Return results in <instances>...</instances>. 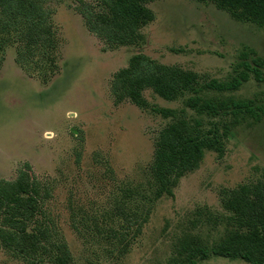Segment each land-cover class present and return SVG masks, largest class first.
<instances>
[{
	"label": "rangeland",
	"instance_id": "374dc122",
	"mask_svg": "<svg viewBox=\"0 0 264 264\" xmlns=\"http://www.w3.org/2000/svg\"><path fill=\"white\" fill-rule=\"evenodd\" d=\"M83 1L96 12L107 11L100 0ZM47 5L55 10L60 70L44 83L16 63L15 48L7 49L0 68V180H14L22 164L31 165L49 189L46 212L68 245L70 264H186L182 240L194 238L207 247L219 242L232 216L224 206L226 192L262 179L264 117L253 127L234 128L223 156L206 152L200 168L179 180L173 197L152 203L137 194L152 197L156 140L172 122L155 109L194 113L184 99L166 101L150 88L142 93L145 108L128 98L118 102L111 83L137 54L194 72L203 83L226 81L246 48L264 60V29L234 20L210 1L156 0L147 5L155 18L140 29L143 41L114 47L88 31L79 0ZM229 95L264 106V83L252 78L239 91L224 94ZM212 123L205 119L207 128ZM119 206L135 216L151 207L141 233L129 231L126 247L96 230L122 231ZM0 264L34 263L0 249ZM43 264L52 263L45 258ZM196 264L249 263L210 256Z\"/></svg>",
	"mask_w": 264,
	"mask_h": 264
},
{
	"label": "trees",
	"instance_id": "16d2710c",
	"mask_svg": "<svg viewBox=\"0 0 264 264\" xmlns=\"http://www.w3.org/2000/svg\"><path fill=\"white\" fill-rule=\"evenodd\" d=\"M156 0H100L107 10L96 12L93 5L79 0V14L90 33L114 47L133 46L143 41L140 29L152 22L155 15L148 4ZM213 2L239 22H251L264 29V0H196ZM49 0H0V68L8 48H15L16 63L26 72L36 73L47 83L60 70L58 65L60 37L53 22L55 10ZM226 81H199L191 71L169 67L145 54L134 55L129 65L114 75L111 92L118 102L128 98L140 108L148 104L143 97L147 88L166 101L184 99L186 110L161 108L155 111L172 122L163 128L155 144L150 168L152 197L143 191V199L156 202L163 196H174L179 180L200 168L206 152L224 155L225 141L234 128L260 123L264 106L233 94L252 78L264 83V60L255 50L246 48ZM214 92L218 95H207ZM213 123L205 126V119ZM224 206L232 212L227 218L225 236L212 247L203 246L194 238L182 240L180 253L186 264H196L210 256L240 259L249 264H264V173L254 185H241L226 192ZM50 192L45 183L24 163L14 180H0V249L13 251L43 264H70L73 257L68 245L46 212ZM145 207V202H143ZM141 206V208H143ZM121 230L96 229L100 235L126 247L129 231L141 233L151 207L135 215L119 206ZM95 225L98 227V223ZM102 233V234H101ZM127 248L122 250L123 254ZM182 263V262H181Z\"/></svg>",
	"mask_w": 264,
	"mask_h": 264
}]
</instances>
